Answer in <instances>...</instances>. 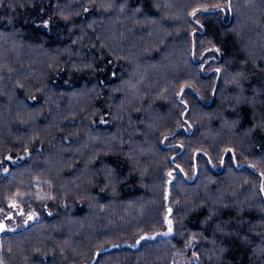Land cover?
Here are the masks:
<instances>
[{"label":"trees","instance_id":"trees-1","mask_svg":"<svg viewBox=\"0 0 264 264\" xmlns=\"http://www.w3.org/2000/svg\"><path fill=\"white\" fill-rule=\"evenodd\" d=\"M1 264H264V0H0Z\"/></svg>","mask_w":264,"mask_h":264},{"label":"rangeland","instance_id":"rangeland-1","mask_svg":"<svg viewBox=\"0 0 264 264\" xmlns=\"http://www.w3.org/2000/svg\"><path fill=\"white\" fill-rule=\"evenodd\" d=\"M47 193H48L47 189L44 186L38 185L36 189L34 190L33 194L26 195V196L23 195L20 201L19 199H15V204L11 212L16 213L17 211L20 210V208L25 209V207H30L31 208L30 211L32 213H36L37 207L41 206L42 202L47 197ZM15 217L16 218L19 217L20 220L22 219L24 220V215L22 213L17 214ZM11 224L14 225L15 223L12 222ZM175 264H187V263H185L184 261L182 262L181 260L178 259Z\"/></svg>","mask_w":264,"mask_h":264},{"label":"flooded vegetation","instance_id":"flooded-vegetation-1","mask_svg":"<svg viewBox=\"0 0 264 264\" xmlns=\"http://www.w3.org/2000/svg\"><path fill=\"white\" fill-rule=\"evenodd\" d=\"M11 204H12L11 201L8 200L7 202L4 203V205H5L4 210L3 209H0V222H5L6 225H7V227H8L7 230L3 231L0 234V238L5 233H7V232L12 231V230L15 229V225H12L11 223H12V220L15 218V216L17 214L22 213L24 215V219H25L24 220V223H25V225H27L30 220H34L35 219V214L36 213H32L30 211V209H31L30 207H25V209L24 208H20L19 211L16 210L17 211L16 212L17 214H16L15 212H11V209L10 208L9 209L6 208L8 206H11Z\"/></svg>","mask_w":264,"mask_h":264},{"label":"water","instance_id":"water-1","mask_svg":"<svg viewBox=\"0 0 264 264\" xmlns=\"http://www.w3.org/2000/svg\"><path fill=\"white\" fill-rule=\"evenodd\" d=\"M7 229H8V227H7L6 223L0 222V234Z\"/></svg>","mask_w":264,"mask_h":264}]
</instances>
